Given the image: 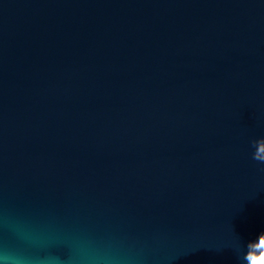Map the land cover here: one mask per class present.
I'll return each instance as SVG.
<instances>
[{"label": "water", "instance_id": "obj_1", "mask_svg": "<svg viewBox=\"0 0 264 264\" xmlns=\"http://www.w3.org/2000/svg\"><path fill=\"white\" fill-rule=\"evenodd\" d=\"M260 137L264 0H0V264H243Z\"/></svg>", "mask_w": 264, "mask_h": 264}, {"label": "clouds", "instance_id": "obj_2", "mask_svg": "<svg viewBox=\"0 0 264 264\" xmlns=\"http://www.w3.org/2000/svg\"><path fill=\"white\" fill-rule=\"evenodd\" d=\"M253 151L251 153L252 159L264 165V137L253 139L251 141ZM264 170V169H262ZM261 239H264V231H261L255 241H248L246 245V252L242 256L243 264H252L250 256L253 252L261 253L264 252V248L257 247L260 244ZM239 247V244H237Z\"/></svg>", "mask_w": 264, "mask_h": 264}, {"label": "snow or ice", "instance_id": "obj_3", "mask_svg": "<svg viewBox=\"0 0 264 264\" xmlns=\"http://www.w3.org/2000/svg\"><path fill=\"white\" fill-rule=\"evenodd\" d=\"M257 247L264 248V239H261L260 244L257 245ZM250 259L252 264H264V252H261L259 257L251 255Z\"/></svg>", "mask_w": 264, "mask_h": 264}]
</instances>
